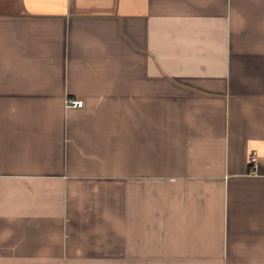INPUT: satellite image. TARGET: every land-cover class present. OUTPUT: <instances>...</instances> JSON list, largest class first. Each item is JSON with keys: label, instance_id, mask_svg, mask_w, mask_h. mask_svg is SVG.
<instances>
[{"label": "crops", "instance_id": "obj_1", "mask_svg": "<svg viewBox=\"0 0 264 264\" xmlns=\"http://www.w3.org/2000/svg\"><path fill=\"white\" fill-rule=\"evenodd\" d=\"M0 264H264V0H0Z\"/></svg>", "mask_w": 264, "mask_h": 264}, {"label": "built area", "instance_id": "obj_2", "mask_svg": "<svg viewBox=\"0 0 264 264\" xmlns=\"http://www.w3.org/2000/svg\"><path fill=\"white\" fill-rule=\"evenodd\" d=\"M66 105L71 107H82L83 100L77 98H67ZM249 162L251 165V173L256 174L259 168V157L257 151H252L249 155Z\"/></svg>", "mask_w": 264, "mask_h": 264}]
</instances>
